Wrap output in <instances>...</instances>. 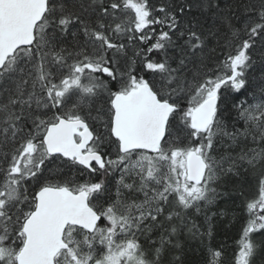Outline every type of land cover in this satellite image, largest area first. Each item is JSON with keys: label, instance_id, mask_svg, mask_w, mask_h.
Wrapping results in <instances>:
<instances>
[{"label": "snow or ice", "instance_id": "6c2138e0", "mask_svg": "<svg viewBox=\"0 0 264 264\" xmlns=\"http://www.w3.org/2000/svg\"><path fill=\"white\" fill-rule=\"evenodd\" d=\"M193 9L212 12V25L187 18ZM125 36L152 43L129 55ZM153 51L163 58L149 59ZM254 55L264 63V0H0V264H162L169 246L181 250L173 238L190 209L214 204L228 179L264 169V147L229 151L241 139L264 144V85L258 102L232 104L243 132L228 130L221 93L246 88ZM244 207L231 264H259L264 173ZM222 256L211 250L209 264Z\"/></svg>", "mask_w": 264, "mask_h": 264}, {"label": "trees", "instance_id": "16d2710c", "mask_svg": "<svg viewBox=\"0 0 264 264\" xmlns=\"http://www.w3.org/2000/svg\"><path fill=\"white\" fill-rule=\"evenodd\" d=\"M81 39L83 40V37ZM162 58L163 54L157 51H153L149 55V59L159 60ZM147 73L151 74L148 71ZM262 173H264V169L261 168L242 172L239 179L231 178L226 186L229 196L227 195V198L219 201L212 209L197 213L190 209L185 221L187 227H182L179 235L173 238L174 243L179 242L181 250L169 246L162 255V264H170L177 255L182 256L184 264H209L211 250H221L224 264H231L248 218L244 207L245 202L258 195V182ZM193 223L196 226L193 231L198 230L196 236H193L188 230ZM105 224L106 221L103 220L101 226ZM210 227L212 229L211 239L206 235ZM158 236L159 231L152 233L153 240L158 241ZM253 238L260 241L264 239V233H255ZM140 240L145 244V247L150 246L145 237L141 236ZM259 264H264V261H260Z\"/></svg>", "mask_w": 264, "mask_h": 264}, {"label": "rangeland", "instance_id": "374dc122", "mask_svg": "<svg viewBox=\"0 0 264 264\" xmlns=\"http://www.w3.org/2000/svg\"><path fill=\"white\" fill-rule=\"evenodd\" d=\"M149 3H150V5L155 6L156 8H159L160 6L165 5V4H180V3H183V0H149ZM222 7H223V5H222ZM192 16L198 17L200 23L204 24L205 27L211 26L213 23V20H214L212 12H204V11H201L199 9H193L192 12L188 14L187 18H191ZM236 17H239V19H236ZM236 17L233 18V22L236 23L237 25L241 24L244 21L245 16L243 15L242 9H238L236 11ZM154 27L156 28V32L158 34L161 26L156 25ZM164 30H167V28H165ZM137 35H139V34H137ZM174 39H175V37H174ZM70 42H71V37H68L67 40L64 42L65 46H70ZM120 42H123L128 46L129 55H131V49L133 47L146 49L152 43V41H149L148 44L138 43L137 41L129 42L127 39V36H125L123 38V40ZM177 43L178 44L182 43V41H178ZM209 46L210 47L214 46V41L210 40ZM259 49H260V44H259V40L257 38V45H256V48L254 51L258 52ZM168 54H169V56L173 57V59L170 61V63L172 64V67L175 68L178 64V60L176 59V57H178L180 54L179 48H177V47L169 48ZM149 55L150 54H148V58H149ZM212 55H213V63L215 61H219V60L223 59V53L219 49L217 50L216 53H214ZM254 60L256 61V63L253 64L252 68L249 69V71L247 73L248 84L246 85L245 89H242L240 93H235L234 91L228 89L227 87L221 89L222 104H224V107L227 110L226 114L224 116V121H225L229 131L235 130V131L243 132L244 127L246 126L245 122L243 120L238 121L236 111L234 108H232V104L234 102L238 103L239 101H243L245 99H247L249 103H256L259 100V89L262 85H264V63L261 62L260 57L258 55H254ZM137 71L141 75H144V76L147 75V78H149L151 76V74L147 73L146 69L142 70L139 63L137 64ZM253 93H255V99L253 98ZM223 143L228 144V143H230V141L228 140L227 137H224ZM258 147H264V144H254V143H252V141L250 139L248 141H244L243 139H241L239 145L236 146L234 149H229V151H232L233 155H235L236 153H238L241 150V148L247 150L248 148H258ZM223 152H224V148L219 147L217 150V155H219ZM56 165H59L61 167V169L63 171H65L66 173L71 172V174L81 182H83L85 179L89 178L88 174L86 172L81 173L76 168H73L71 166L65 167L61 161H54L52 165H49V167H54ZM91 178L95 179L96 176L93 175V177H91ZM118 178L119 177L117 175L116 179H118ZM230 181H231V178L228 179L226 181V183H224L222 186H220V185L217 186L218 192H220L221 195L218 196V198L216 199L214 204H209V205L201 204V211L200 212H203L204 210L212 209L213 206H215L219 201H221L222 199L227 198L229 196L228 192L226 190V186L229 184ZM107 184H109L110 186L113 184V177L112 176H109ZM112 191H113V193L115 192L114 187L112 188ZM137 196L142 199V194H137ZM192 212L197 213L195 210H192Z\"/></svg>", "mask_w": 264, "mask_h": 264}, {"label": "bare ground", "instance_id": "6f19581e", "mask_svg": "<svg viewBox=\"0 0 264 264\" xmlns=\"http://www.w3.org/2000/svg\"><path fill=\"white\" fill-rule=\"evenodd\" d=\"M109 176L107 177L106 183L108 182Z\"/></svg>", "mask_w": 264, "mask_h": 264}, {"label": "flooded vegetation", "instance_id": "af4514ba", "mask_svg": "<svg viewBox=\"0 0 264 264\" xmlns=\"http://www.w3.org/2000/svg\"><path fill=\"white\" fill-rule=\"evenodd\" d=\"M103 221V220H102Z\"/></svg>", "mask_w": 264, "mask_h": 264}, {"label": "water", "instance_id": "95a60500", "mask_svg": "<svg viewBox=\"0 0 264 264\" xmlns=\"http://www.w3.org/2000/svg\"><path fill=\"white\" fill-rule=\"evenodd\" d=\"M101 223V222H100Z\"/></svg>", "mask_w": 264, "mask_h": 264}]
</instances>
